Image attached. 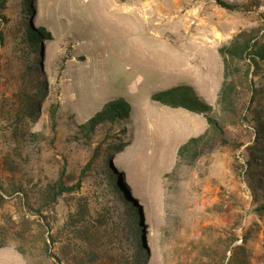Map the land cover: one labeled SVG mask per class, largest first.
Masks as SVG:
<instances>
[{
  "label": "rangeland",
  "instance_id": "obj_1",
  "mask_svg": "<svg viewBox=\"0 0 264 264\" xmlns=\"http://www.w3.org/2000/svg\"><path fill=\"white\" fill-rule=\"evenodd\" d=\"M239 32L264 43V0H8L0 264H264V62L235 61L233 109L215 106L222 130L180 159L194 129L150 99L190 84L214 105L217 48ZM37 77L47 95L25 117L18 96L34 94ZM117 98L129 123L78 133ZM58 180L74 189L47 205L40 194Z\"/></svg>",
  "mask_w": 264,
  "mask_h": 264
},
{
  "label": "trees",
  "instance_id": "obj_2",
  "mask_svg": "<svg viewBox=\"0 0 264 264\" xmlns=\"http://www.w3.org/2000/svg\"><path fill=\"white\" fill-rule=\"evenodd\" d=\"M8 0H0V11L5 7ZM229 8H236L237 6H228ZM45 32L44 28L35 30L33 40L38 41V37ZM49 35V33L47 34ZM254 35L247 34L245 32L237 33L233 39L228 43L218 47V53L223 61V81L218 93V103L224 108L227 105L232 108V93L235 90L234 82L229 79L230 69L233 67L235 61H241L249 59L253 66H256L258 61L264 62V43L254 44ZM34 42V43H35ZM35 92L34 94L28 93L18 96L20 111L24 112L25 117L36 116L40 110V99L47 95V82L45 80H35ZM256 90V88H254ZM150 99L154 102L161 103L163 105L172 108H183L189 112L197 113L206 119L209 129L220 132L222 130V124L218 118L215 108L206 102L189 84H180L153 92L150 95ZM23 110V111H22ZM54 108H51V116L55 119ZM131 105L123 98H117L106 102L101 109L96 111L92 117L83 123L78 125V133L82 136H88L101 125H120V123H129L131 121ZM259 129L255 130L257 136L264 135V124H261L260 117L258 118ZM126 126L124 131H126ZM207 130V131H208ZM123 131V134H126ZM35 136V135H34ZM132 137V134H130ZM208 138V133L205 132L196 137H190L185 143H183L177 150L176 157L180 159L186 154L192 152L202 145V143ZM130 143V139L120 145L113 146L111 148L114 151H123ZM249 163H247L248 165ZM122 185V184H121ZM124 186V185H123ZM260 187V186H258ZM74 187H67L61 180H58L55 184H49L47 188L43 189L41 196L45 203H52L57 201L63 193L73 190ZM122 190V189H121ZM126 192L123 191V194ZM124 198V197H123ZM78 224L73 222L72 225ZM54 241V240H53ZM46 250L49 251V243L45 241ZM51 255V254H50ZM55 257V256H54ZM139 264V262H137Z\"/></svg>",
  "mask_w": 264,
  "mask_h": 264
},
{
  "label": "crops",
  "instance_id": "obj_3",
  "mask_svg": "<svg viewBox=\"0 0 264 264\" xmlns=\"http://www.w3.org/2000/svg\"><path fill=\"white\" fill-rule=\"evenodd\" d=\"M218 49V48H217ZM218 53V50L216 51ZM219 54V53H218ZM214 54H212L213 56ZM220 55V54H219ZM218 60V58H217ZM219 64L221 65V72L220 74L217 76L216 79H213L211 81L212 83V86H213V90H211V92L213 93V104L212 105L214 108L215 106L217 105L218 103V93H219V90H220V87H221V84H222V81H223V61H222V58L220 56V61H219ZM190 85V84H189ZM193 86V85H191ZM194 89L196 90V87L193 86ZM196 92L199 94V92L196 90ZM200 95V94H199ZM202 98L203 96L200 95ZM204 99V98H203ZM205 100V99H204ZM206 101V100H205ZM207 102V101H206ZM158 103V102H157ZM161 104V103H160ZM210 104V103H209ZM163 105V104H162ZM155 108H159V106H155ZM172 108V107H171ZM162 110H164L165 112H163V114H166L176 120H178V122H181L183 121V123L187 124L188 126H190L192 129H194V135H192L191 137H196V136H199L205 132H207V130L209 129V125L206 121V119L204 118V116L195 113V114H191L192 112H186V111H183V110H179V108H173V109H169L168 108H161ZM174 109H177V110H174ZM180 109H183V108H180ZM193 120V123L192 121ZM180 124V123H179ZM136 137V136H135ZM131 141V140H130ZM134 141V140H133ZM186 142V141H185ZM184 142V143H185ZM131 143V142H130ZM129 143V144H130ZM182 145V144H181ZM180 145V146H181ZM179 146V147H180ZM178 150V149H177ZM177 152V151H176Z\"/></svg>",
  "mask_w": 264,
  "mask_h": 264
}]
</instances>
